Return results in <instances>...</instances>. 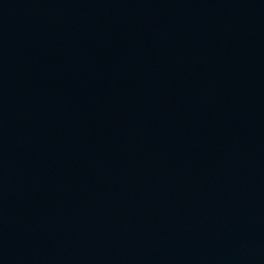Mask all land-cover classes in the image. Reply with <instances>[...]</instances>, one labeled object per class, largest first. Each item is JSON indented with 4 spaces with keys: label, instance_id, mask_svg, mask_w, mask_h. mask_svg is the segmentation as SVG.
Segmentation results:
<instances>
[{
    "label": "water",
    "instance_id": "1",
    "mask_svg": "<svg viewBox=\"0 0 264 264\" xmlns=\"http://www.w3.org/2000/svg\"><path fill=\"white\" fill-rule=\"evenodd\" d=\"M0 264H264V0H0Z\"/></svg>",
    "mask_w": 264,
    "mask_h": 264
}]
</instances>
